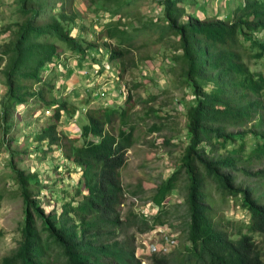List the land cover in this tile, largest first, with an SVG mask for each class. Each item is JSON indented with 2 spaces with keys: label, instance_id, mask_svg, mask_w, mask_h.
<instances>
[{
  "label": "trees",
  "instance_id": "16d2710c",
  "mask_svg": "<svg viewBox=\"0 0 264 264\" xmlns=\"http://www.w3.org/2000/svg\"><path fill=\"white\" fill-rule=\"evenodd\" d=\"M74 1L18 0V20L1 31L12 35L0 49L5 87L0 129L9 134L18 105L28 106V114L35 117L39 111L53 110L49 117L44 114V126L27 147L46 146L40 153L46 158L55 146L54 151L80 173V183L59 201L60 212L55 206L47 210L41 201L47 185L39 171L19 168L25 150L8 151L7 180L21 200L22 223L16 248L0 264H142L144 257L136 256V235L172 223L175 215L182 222V242L170 252L152 253L144 264H264V0H226L229 11H224V19L188 14L186 6H193L189 0H146L161 6L162 18L131 30L126 20L139 13L143 0H83L95 15L106 13L96 31L79 24ZM75 29L77 36L72 35ZM84 31L92 34L90 41L80 37ZM140 37L150 45L172 42L177 88L191 96L185 102L188 140L176 168L147 200L158 210L153 215L129 210L122 219L120 207L128 193L121 170L136 143V125L129 117L136 101L128 94L120 107L87 110L80 140L70 139L58 128L63 114L66 121L74 112L65 102H56L53 80L41 74L64 52L84 57L98 48L105 49L119 69H125L126 59L136 67L133 55L147 46L136 45ZM252 62L259 68L252 70ZM154 112L153 117L161 119ZM162 126L153 122L148 131L158 132ZM171 144L168 139L162 143ZM240 177L251 178L254 186ZM182 186V205H172L173 192ZM211 186L246 219L215 215L219 205ZM181 206L184 212L177 209Z\"/></svg>",
  "mask_w": 264,
  "mask_h": 264
},
{
  "label": "rangeland",
  "instance_id": "374dc122",
  "mask_svg": "<svg viewBox=\"0 0 264 264\" xmlns=\"http://www.w3.org/2000/svg\"><path fill=\"white\" fill-rule=\"evenodd\" d=\"M189 1L190 3L193 2V6L191 4H189L190 6L187 5L186 12L200 19H204V17L224 19V11H229L226 0ZM17 2L18 0H0V49L4 43L8 42L12 35V31H7V33L3 34H1V31L7 25H12L18 20ZM73 7L80 17L78 20L79 24L85 23V27H89L88 30L95 31L94 27L96 23H103L106 20V13L100 12L98 16L95 15L92 10L86 9L83 0H75ZM138 12L130 17V21H127L131 25L129 29L133 27L138 29L141 22L144 23L149 20L162 18L161 6L151 1L146 2V0H143L138 6ZM97 18L99 20L96 21ZM183 20H187V17L185 16ZM77 32L78 29H75L72 35L77 36ZM89 34L87 36L84 35L87 41H90L92 38V34ZM154 38L155 35L152 36V39ZM143 42H147V46L139 49L133 55L134 58L138 59L136 67L126 64L128 59L125 60V69L124 67L119 69L117 63L111 64L109 62L113 71H108L101 80V82L105 81L107 83V87L105 88L107 93L99 100L93 99L90 101L88 98H85L84 91L88 93L93 92V90L85 87L89 83L80 78L85 75V68L90 66V64H87L88 62L85 57L84 62H81L71 56V53L68 51L64 52L57 62L61 63L62 66L65 63L63 67H58L65 73L70 70L71 65H75L76 63L78 65L76 64L75 71L77 73L81 71L79 75L74 73L73 78L75 80L71 82L72 84L70 81H67L66 84L64 82L68 90L65 87L58 89L61 91L59 94L61 98L56 102H67L69 112L76 113L78 111L77 115L73 114L75 116L68 118L66 121L65 116L67 114H63L59 129L68 137L75 136L77 138L79 127H82L87 122L85 113L81 112L82 107L87 110L97 109L102 104H107L111 108L120 107L128 94L131 95L132 101H136V107L132 110L131 115H129L131 124L136 125L134 135L136 143L128 152L127 164L121 170L122 186L124 191L128 193L126 194L127 200L120 207L122 219H124L129 210L137 214L144 213L145 215L156 211L157 208L151 205L152 202L147 200L153 195L159 183L167 179L176 168L178 158L182 154V150L188 140L185 102L190 100L191 96L184 88H177L176 81L179 69L171 62L170 47L172 46V42L162 41L160 44L150 45L151 42H148L147 39L142 41V37H140L136 45H141ZM242 43L244 46L248 45L245 41H242ZM250 68L255 70V68L258 69L259 67L252 62L250 63ZM52 73L48 77H51ZM55 74L56 80L60 77L63 79L65 77L63 73L58 71ZM41 75L44 78L47 77L43 74ZM2 83L3 77L0 74V98L5 92V87ZM54 83L58 85L56 83L59 82ZM135 84L138 86L133 88ZM69 87L74 88L70 89ZM86 101L89 105L84 106ZM23 108L22 105L16 107V112L14 113L15 125L9 129V134L4 135L3 130L0 129V259L9 255L16 248L17 241L19 240L18 232L22 223L21 200L14 197L16 188L10 184L11 180H7L8 176L10 177L11 175L8 165V151L25 150L27 156L22 157L23 159L18 158L19 168H29L31 171L36 169L39 171L40 178L47 185V188L42 191L41 196V201L47 206V210H51L55 206L57 207L56 211L60 212V199L62 198L63 201L65 194L71 191L79 180L78 173L74 172V169H71L72 165L63 162L65 157H63L64 159L60 158L61 152L54 151L55 146H52V152H49L46 158L40 157V153L45 149L44 146L37 148L39 150H36L38 145L35 143L27 147V143L32 142L30 137L44 126L41 120L44 117L45 110L43 113H37L36 116H38L35 117L33 114H28V106ZM154 111H156L157 116L161 119L158 120L153 117L152 113H155ZM74 118L75 122H73ZM153 122L161 123L164 126L158 132L150 133L148 128ZM11 139H15V142L14 140L10 142ZM164 139H168L172 144L163 146ZM37 156L42 160L36 158ZM60 165L62 169L59 171L54 170L56 166L59 167ZM256 169H259V167L254 168V170ZM240 180H244V183L249 186H254L251 178L245 179L240 177ZM183 186L180 188V191L176 190L173 192L171 203L174 202V204L172 205H182L183 194L185 193ZM211 188V196L215 204L219 205L215 207V215L233 221L246 219L238 207L227 203L223 198L219 197V194L212 186ZM207 189L210 190V187L207 186ZM51 192L55 194L52 197L50 196ZM132 192H136L137 196L133 197ZM177 209L180 212H184L183 206ZM170 211H173V209H170ZM175 217L172 223H168L169 226L166 225L152 234H149L151 230L148 234L136 235L137 243H141V246L138 247L139 249H136L138 257H144L143 261L146 262V257H149L152 253L170 252L182 242V222L175 220Z\"/></svg>",
  "mask_w": 264,
  "mask_h": 264
},
{
  "label": "clouds",
  "instance_id": "9594fccd",
  "mask_svg": "<svg viewBox=\"0 0 264 264\" xmlns=\"http://www.w3.org/2000/svg\"><path fill=\"white\" fill-rule=\"evenodd\" d=\"M126 21H130V18L129 19H127ZM104 23V22H103ZM131 26V25H130ZM129 26V27H130ZM95 31H96V28H97V25H95ZM128 30H131V29H129L128 28ZM87 36V33L84 31L83 33L81 32V34H80V37L82 38V39H84L85 38V36ZM83 36V37H82ZM90 38H91V36H89ZM7 43V42H6ZM5 44V43H4ZM3 44V45H4ZM2 45V46H3ZM2 48V47H1ZM88 54L86 55V56H84L86 59H90V60H92V61H96V63L95 64H90V66L89 67H86L85 68V75L84 76H82V77H84V80L86 81V82H88L89 83V85H85V87L87 88V89H91V90H93V92H86V91H84L85 92V98H88V100H90V101H92L93 99H95V100H99V99H102L104 96H105V94L107 93V91L105 90V88L107 87V83L105 82V81H103V82H101V80L103 79V76L109 71V72H112L113 70L111 69V67H110V64H109V62H111V61H109L108 60V58L106 57V51H105V49H103V48H98V50H89L88 52H87ZM71 56H73V57H75L76 59H78V60H80L81 62H84V57L83 56H81V55H77V54H72L71 53ZM60 58V57H59ZM72 58V57H71ZM58 62V61H57ZM76 63V62H75ZM112 63H116V62H111V64ZM77 65H78V63H76ZM118 64V63H117ZM119 65V64H118ZM60 66H62V64L61 63H55V65L54 66H50L49 68H47L42 74L44 75V76H49L50 75V73H52V75H51V79L53 80L52 82L54 83V82H59V83H56V84H58V85H55V87H56V90H55V93H54V95H53V98H55L56 99V101H58L61 97H60V93H61V91H59L58 89H60L61 87L63 88V87H65V85H64V82H65V84H66V79H65V77H64V79L62 78V77H60L58 80H56V72L58 71V72H61V73H65L63 70H60L58 67H60ZM63 66H64V64H63ZM62 66V67H63ZM95 69H97V74H93V71L95 70ZM81 72V71H80ZM80 72L78 73V74H80ZM93 74V75H92ZM60 76H62V75H60ZM91 83V84H90ZM55 84V83H54ZM66 88V90H68V88L67 87H65ZM74 88V87H73ZM73 88H70V89H73ZM5 93V92H4ZM57 93H58V95H57ZM56 94V95H55ZM117 94V93H116ZM64 96H65V94H63ZM89 101V102H90ZM58 103V102H57ZM67 103V102H66ZM59 104H61V103H59ZM87 105H89V103L86 101V104L84 105V106H87ZM19 106V105H18ZM23 106V105H22ZM24 107V106H23ZM100 107H108V105L107 104H102V106H100ZM25 108V107H24ZM23 108V109H24ZM86 111H87V109H85L84 107H82L81 108V112L82 113H85L86 114ZM46 112H48V113H46ZM50 112H52L53 113V110H51V109H45V111H44V114H45V116H51L52 115V113H50ZM78 112V111H77ZM77 112L76 113H74V114H76L77 115ZM38 113H43V111H39ZM75 115H73L72 117H74ZM71 117V118H72ZM76 120H75V118L73 119V122H75ZM80 128L81 127H79V135H78V137L77 138H75V136L74 137H69L70 139H75V140H80ZM58 130L60 131V129L58 128ZM61 132V131H60ZM62 134H63V132H61ZM77 134V133H76ZM64 135V134H63ZM66 136V135H65ZM66 137H68V136H66ZM45 147V149H46V146H44ZM53 148V147H52ZM55 148V147H54ZM132 149V148H131ZM58 152H60V151H58ZM60 158H62V159H64L63 157H62V154L60 155ZM65 164L67 163L66 162V160L64 159V161H63ZM56 167H58V166H56ZM60 169H62V166L60 165L59 167H58V169L56 170V171H59ZM72 169V168H71ZM78 175H79V180L77 181V183L75 184V186L77 185V184H79L80 182V173H78ZM62 199V198H61ZM61 199H60V201H61ZM152 205V204H151ZM155 206V205H154ZM156 207V206H155ZM157 208V207H156ZM158 209H156V211H157ZM156 211H154V213L156 212ZM154 213H150V214H147V215H153ZM143 215H145L144 213H143ZM164 227V226H163ZM163 227H160V226H157V227H155V228H153V229H151L152 231L154 230V229H157V228H163ZM150 230V231H151ZM151 231V232H152ZM146 234H148V232L146 233ZM144 235V234H143ZM139 246H141V244L140 243H137V248L139 247ZM136 248V249H137ZM174 249V248H173ZM136 256L138 257V255H137V253H136ZM140 258V257H139ZM145 263V261L144 262H142V264H144Z\"/></svg>",
  "mask_w": 264,
  "mask_h": 264
},
{
  "label": "crops",
  "instance_id": "0c3cea01",
  "mask_svg": "<svg viewBox=\"0 0 264 264\" xmlns=\"http://www.w3.org/2000/svg\"><path fill=\"white\" fill-rule=\"evenodd\" d=\"M86 60L88 62L87 64H95L96 63V61H92L90 59H86ZM63 64L65 65V63H63ZM75 68H76V64L75 65H71L70 70H68L67 73H64L66 82L67 81L68 82L70 81V83H71V82H73L75 80V78H73V76L75 75L74 73H77V71H75ZM80 78H83L84 79V77H80Z\"/></svg>",
  "mask_w": 264,
  "mask_h": 264
},
{
  "label": "built area",
  "instance_id": "2783aa9c",
  "mask_svg": "<svg viewBox=\"0 0 264 264\" xmlns=\"http://www.w3.org/2000/svg\"><path fill=\"white\" fill-rule=\"evenodd\" d=\"M93 74H97V69H95L94 71H93ZM92 74V75H93ZM46 113H48V112H46ZM158 229H161V228H157V229H154L152 232H150L149 234H152V233H154V232H156ZM141 244V243H140ZM139 249V248H138Z\"/></svg>",
  "mask_w": 264,
  "mask_h": 264
}]
</instances>
